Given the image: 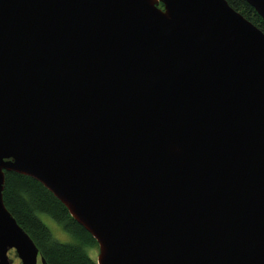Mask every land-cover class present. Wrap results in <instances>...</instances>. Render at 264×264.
I'll return each instance as SVG.
<instances>
[{"label": "water", "instance_id": "95a60500", "mask_svg": "<svg viewBox=\"0 0 264 264\" xmlns=\"http://www.w3.org/2000/svg\"><path fill=\"white\" fill-rule=\"evenodd\" d=\"M4 172L95 264H264V34L225 0H0V264H45Z\"/></svg>", "mask_w": 264, "mask_h": 264}, {"label": "trees", "instance_id": "16d2710c", "mask_svg": "<svg viewBox=\"0 0 264 264\" xmlns=\"http://www.w3.org/2000/svg\"><path fill=\"white\" fill-rule=\"evenodd\" d=\"M225 1L264 34V21L248 3L244 0ZM1 196L3 205L32 239L45 264H95L86 254V249L97 246L92 236L77 225L63 204L36 180L14 172H4ZM39 215H48L74 241L58 242Z\"/></svg>", "mask_w": 264, "mask_h": 264}, {"label": "rangeland", "instance_id": "374dc122", "mask_svg": "<svg viewBox=\"0 0 264 264\" xmlns=\"http://www.w3.org/2000/svg\"><path fill=\"white\" fill-rule=\"evenodd\" d=\"M42 222L44 223L45 226H47L51 232V235L54 237V239H56L58 242H62V243H72L74 240L72 239L71 236H69L66 232H64V230L62 229V227L60 225H58L57 223H55L48 215H39ZM97 252H98V247H92V248H88L86 249V254L93 259L94 261H96L97 259ZM8 258L10 260H12L11 264H21L20 259L16 258L14 250H9L8 253ZM37 264H40V262L38 261Z\"/></svg>", "mask_w": 264, "mask_h": 264}]
</instances>
